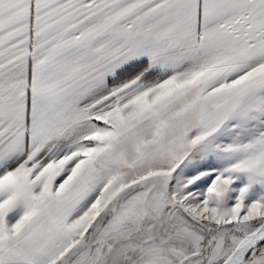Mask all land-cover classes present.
<instances>
[{
    "label": "snow or ice",
    "instance_id": "1",
    "mask_svg": "<svg viewBox=\"0 0 264 264\" xmlns=\"http://www.w3.org/2000/svg\"><path fill=\"white\" fill-rule=\"evenodd\" d=\"M0 264H264V0H0Z\"/></svg>",
    "mask_w": 264,
    "mask_h": 264
}]
</instances>
